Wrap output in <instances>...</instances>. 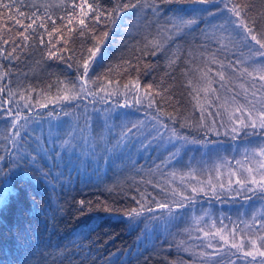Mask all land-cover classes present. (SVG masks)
Wrapping results in <instances>:
<instances>
[{
    "label": "trees",
    "instance_id": "1",
    "mask_svg": "<svg viewBox=\"0 0 264 264\" xmlns=\"http://www.w3.org/2000/svg\"><path fill=\"white\" fill-rule=\"evenodd\" d=\"M72 3L16 0L11 11L0 10V88L4 90L0 92V156L5 157L0 170L15 185L7 204L0 205V264H216L219 261L206 260L209 253L193 238L192 246L194 230L176 210L183 204H198L196 195L190 189L166 186L161 179L163 167L154 159L159 150L165 151L164 146L153 138L128 140L130 147L125 149L123 138L112 136L125 131L112 128L122 129L129 119L132 122L127 125L140 124L131 116L141 114L133 109L127 117L131 112L125 106L144 101L176 127L195 132L199 129L188 124V118L199 116L198 92L211 95L212 102L220 85L233 92V105L253 103L254 96L250 100L243 88L255 95L264 89L252 70L259 46L243 28L230 23L236 18L227 8L242 6L241 16L264 32V0H214L206 5L88 0L96 10L87 15L74 10ZM17 12L24 15L18 17ZM101 12L104 15L95 20ZM189 16L198 23H181V17ZM17 18L20 24L13 22ZM4 20L14 30L4 32ZM105 31L109 35L101 41V53L81 78L88 49ZM65 84L102 95L86 103L87 93L80 96L79 92L65 115L33 114L63 93ZM88 105L101 110L95 112L97 116L107 112L106 119L92 116ZM112 106L121 108L113 112ZM258 107L253 104V109ZM20 112L23 117L17 126L22 129L13 128ZM124 112H128L125 117ZM143 112L153 116L154 122L143 117L153 128L155 113ZM35 116L42 123L40 132L28 125ZM17 150L35 154L36 159L17 166L11 163ZM166 157L160 156L159 163ZM178 194L184 199H177ZM206 200L199 203L206 205ZM131 209L141 216L128 220L124 213ZM185 227H191V232Z\"/></svg>",
    "mask_w": 264,
    "mask_h": 264
},
{
    "label": "rangeland",
    "instance_id": "2",
    "mask_svg": "<svg viewBox=\"0 0 264 264\" xmlns=\"http://www.w3.org/2000/svg\"><path fill=\"white\" fill-rule=\"evenodd\" d=\"M3 25L7 27L4 32L8 33L14 30L9 20H4ZM254 65L256 67L252 69L253 74L257 72L255 75L259 77L260 72L255 69L264 66V58L258 56ZM243 91V93L249 95L250 100L254 96L253 103L233 105L231 100L234 94L224 85H220L218 92L213 94L214 100L212 102L211 95L200 90L198 92L200 98L197 99L199 116L188 118V124H192L199 129L192 133L176 127L172 120L167 119L168 117L164 114L161 115L153 107L147 106L144 101L141 105L137 102L138 104L135 107L126 104L125 110H129L131 113H122L123 117L127 114L128 117L130 114L132 115L134 109L141 116L133 114L131 117L140 120V124L127 125L132 122V119H129L123 123L122 129L116 126L112 128L113 131L123 130L127 132L128 127L135 126L133 131L128 133H132L129 138L125 139L122 135L119 136L117 132L112 135L114 140L123 138L122 146L125 149L130 147L128 140H151L155 138L156 141L160 142V146H164L165 149V151L159 150L154 159L159 168L160 166L163 167L161 179L164 185L173 188L180 186L181 189L192 190L196 195V197H193L195 202H202L208 198L205 201L206 205L199 202L198 204L193 203V206L183 204V208L176 210L189 219L194 230L192 237L190 236L192 246L194 239L195 242L199 243L202 250L209 253L206 260L219 261L216 264H261V260L264 259L257 257L253 261L250 257H244L237 249L231 247L233 242L239 243L243 239L247 249L250 247L248 245L249 239H256L258 236L264 235V228L259 227L264 223V190H261L257 185L245 182L250 175L247 169H253L251 175L257 179H259V173L264 171L259 168V164L264 161V157L258 155L259 151L264 149V128L259 127L260 117L258 115L259 112L264 111V89H259L257 95L252 90L249 91L243 88ZM87 93L92 94H86L83 100L86 103H92L90 100L94 95L97 97L102 95L100 92L95 93L90 90ZM8 95L11 99L10 94ZM82 95L85 94L82 92L80 96ZM215 98H219L221 101L216 102ZM76 100L54 99L50 103H46L47 107L34 109L33 114L39 112L43 115L49 113L52 116L65 115L67 114V105ZM253 104H257L259 107L253 109ZM9 106L10 104L5 109ZM88 107L92 116L95 115L96 111H101L95 109L92 105H88ZM117 108L121 107L112 106V111L114 112ZM143 109L155 113L157 120L154 123V129L149 127L146 120L143 119V117H149V120L154 122L153 116L143 112ZM249 113H251V116H249ZM106 114L107 112H103L101 115L95 116L98 119L105 120ZM22 117L23 113L20 112L16 118L22 121ZM33 119L28 125L31 124L33 130L41 128V121L38 118ZM241 120H243V124L240 122ZM252 120H256L257 127L250 126ZM184 121L185 119H183ZM164 125H167V127L165 128ZM245 125L249 126L245 127ZM15 127L18 128L17 125ZM233 128L236 129L234 135L231 133ZM173 130L180 137H186L187 139L173 138ZM37 132H40V130H37ZM203 139L206 143H202ZM192 141H195V143ZM162 153L163 155H161ZM160 156H167L165 162L160 161L159 163ZM167 166L170 170L164 171V167ZM177 168L179 170L175 171ZM173 171H175L174 175L171 173ZM174 179L176 182H174ZM237 180H240L241 183L238 184ZM249 189L254 190L249 191ZM177 199H184V197L178 194ZM166 218H170V215L168 214ZM191 227H185L184 229L191 232ZM233 230H235L234 233ZM205 233H208V235H205ZM221 236L228 241L227 244L221 239ZM257 244L264 245V242L257 240ZM194 253L206 255L202 252Z\"/></svg>",
    "mask_w": 264,
    "mask_h": 264
},
{
    "label": "snow or ice",
    "instance_id": "3",
    "mask_svg": "<svg viewBox=\"0 0 264 264\" xmlns=\"http://www.w3.org/2000/svg\"><path fill=\"white\" fill-rule=\"evenodd\" d=\"M182 3V2H189V3H194V4H201V5H206V4H211L214 2V0H164V3ZM16 7V0H10L9 3H4L3 0H0V10H3L4 12H9L11 11V9ZM72 7L73 9H79L80 12L84 13L85 15H87L88 12H93L96 9L94 8L93 4H89L88 0H73L72 3ZM124 7H128V5H124ZM131 7L135 8L136 5L133 4ZM241 7L242 6H237V5H233L231 8H227V11H229L230 13H232V15L236 18L234 21H230V23H232L235 26H239L241 28L244 29V31L246 32V36L247 38H249L252 42H254L256 45L259 46V51L257 53H255L257 56L264 58V32H258L254 27H251L249 25V23L241 16ZM85 9H87V12L85 11ZM194 12H205V11H209L207 9H193ZM209 14H211L209 12ZM24 14L22 12H17V16H23ZM100 15H104L103 12H101L98 15L94 16V19L99 21L100 19ZM107 15L111 18L112 17V13L109 12L107 13ZM181 23L185 24L186 26H191V25H196L198 23V19L195 16H189L187 18L185 17H181ZM16 24H20V20L17 18L16 20L13 21ZM71 22V21H69ZM32 23H35V21L33 20ZM32 23L28 24L27 27L31 28L32 27ZM79 23L81 25L84 24V20L80 19ZM255 23V21H253V24ZM23 26V25H22ZM40 27H44L43 24L40 25ZM109 33L107 31L103 32L102 37L97 39L96 41V45L93 48L88 49L89 52V56L87 59L84 60L83 62V73H82V77H86L88 75L89 72V65L92 61L97 60V54L101 53V41L102 40H106L108 37ZM25 40L28 39V37H24ZM7 42V41H6ZM49 55L51 56L52 53L49 52ZM103 58V55L101 54L100 59ZM256 71L260 72L259 75V79L261 81H264V66H260L259 68L255 69ZM220 78L221 80L224 79L223 74H220ZM60 84H63V81L58 82ZM149 88H151V85L148 86ZM101 91H104V89H100ZM3 88H0V92H3ZM79 92H86L87 90L81 86L80 88L77 89V86L75 84H72L71 86H68L67 84H65L64 89H63V93L59 94L56 99L57 100H64V101H70L71 99H76L78 98V93ZM67 93V94H65ZM89 95H91L92 93H87ZM152 101H149V104L151 105ZM41 106L43 107H47V104L44 103ZM259 127L264 128V111L259 112ZM249 116H251V113H249ZM242 124L244 123L243 120L240 121ZM19 124V120L16 119L13 121V128H15V125ZM249 125H245V127H248ZM251 127H257V122L256 120H252L251 122ZM135 126H130L127 129V132H123L121 135L123 138L126 139L127 135L129 132H132ZM164 127L166 128L167 125H164ZM233 131L235 132L236 129L233 128ZM16 136L17 138L19 137V131H16ZM173 138H182V139H187L186 137H180L178 133H176L173 130ZM193 143H195V141H192ZM17 143L16 139L12 140V144L15 145ZM37 143H39V141H37ZM7 150V149H6ZM43 149H41L42 151ZM9 155L11 156V153H9ZM259 156L264 157V149H261L258 153ZM5 157L4 156H0V164L3 163ZM36 159V155H28L27 153L21 154L18 150H17V155L15 157L12 158L11 163L13 164H17V166H19L20 161H23L24 163H27L29 160L34 161ZM4 166H8V165H4ZM259 168L264 170V161L260 162L259 164ZM35 171L39 172V169H36ZM247 171L250 173L249 177L246 178L245 182L246 183H250L253 185H257L260 187L261 190H264V171H261L259 173V179H257L255 176L251 175V172L253 171V169L249 168L247 169ZM9 175H12V173H9ZM41 175H46V174H41ZM238 184L241 183L240 180L236 181ZM243 186V185H242ZM194 191L196 189H193ZM254 189H249V191H253ZM15 191V185L13 183H11L9 181V179L7 177L4 176L2 170H0V205H6L9 197L13 194V192ZM83 201H80V204L83 205ZM159 207L163 208L165 207L164 204H160ZM105 211H109L108 208L104 209ZM152 209H149V211H151ZM124 215L126 216V218L128 220H135L137 217L141 216V212L137 211L136 209H131L128 212L124 213ZM249 227H251V225H249ZM259 227L264 228V223H262L261 225H259ZM235 232V230H233V233ZM205 235H208V233H205ZM217 235H219V233H217ZM221 239L224 240L225 244L228 243V241L221 236ZM257 240L264 242V235L258 236L256 239H249L248 240V245H250V247H248L246 249L245 247V242L243 239L240 240L239 243L237 242H233L231 244L232 248L237 249L238 252L242 253V255L244 257H250L253 261H255L257 259V257L260 258H264V245H258L257 244ZM261 264H264V259L261 260Z\"/></svg>",
    "mask_w": 264,
    "mask_h": 264
}]
</instances>
